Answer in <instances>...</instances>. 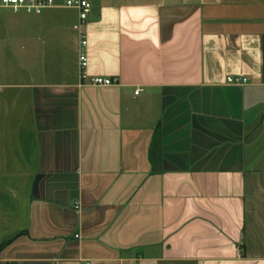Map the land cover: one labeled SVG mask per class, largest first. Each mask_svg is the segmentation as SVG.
<instances>
[{
	"label": "crops",
	"instance_id": "0c3cea01",
	"mask_svg": "<svg viewBox=\"0 0 264 264\" xmlns=\"http://www.w3.org/2000/svg\"><path fill=\"white\" fill-rule=\"evenodd\" d=\"M64 1L0 7V264H264V0H89L106 86Z\"/></svg>",
	"mask_w": 264,
	"mask_h": 264
},
{
	"label": "built area",
	"instance_id": "2783aa9c",
	"mask_svg": "<svg viewBox=\"0 0 264 264\" xmlns=\"http://www.w3.org/2000/svg\"><path fill=\"white\" fill-rule=\"evenodd\" d=\"M54 0H0V7L10 8L15 12H34L40 13L43 9L54 6ZM64 5L68 7H74L78 10V22L74 25L80 33V46L81 49L78 53V68L79 77L81 80L87 81V83L99 86H106L117 84L118 79L116 77H102L92 76L88 72V55L85 50L87 47V39L84 32H81V25L84 24L91 11V3L89 0H65ZM229 83L245 84L247 79L245 77H227ZM141 88L134 90V94H138Z\"/></svg>",
	"mask_w": 264,
	"mask_h": 264
},
{
	"label": "rangeland",
	"instance_id": "374dc122",
	"mask_svg": "<svg viewBox=\"0 0 264 264\" xmlns=\"http://www.w3.org/2000/svg\"><path fill=\"white\" fill-rule=\"evenodd\" d=\"M78 11V10H77Z\"/></svg>",
	"mask_w": 264,
	"mask_h": 264
}]
</instances>
